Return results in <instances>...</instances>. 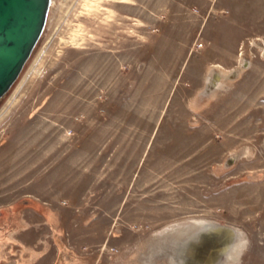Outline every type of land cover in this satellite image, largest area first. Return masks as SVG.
<instances>
[{
	"label": "rangeland",
	"instance_id": "1",
	"mask_svg": "<svg viewBox=\"0 0 264 264\" xmlns=\"http://www.w3.org/2000/svg\"><path fill=\"white\" fill-rule=\"evenodd\" d=\"M0 264H264V0H51L0 96Z\"/></svg>",
	"mask_w": 264,
	"mask_h": 264
},
{
	"label": "water",
	"instance_id": "2",
	"mask_svg": "<svg viewBox=\"0 0 264 264\" xmlns=\"http://www.w3.org/2000/svg\"><path fill=\"white\" fill-rule=\"evenodd\" d=\"M49 4L50 0H0V96L40 36Z\"/></svg>",
	"mask_w": 264,
	"mask_h": 264
},
{
	"label": "bare ground",
	"instance_id": "3",
	"mask_svg": "<svg viewBox=\"0 0 264 264\" xmlns=\"http://www.w3.org/2000/svg\"><path fill=\"white\" fill-rule=\"evenodd\" d=\"M50 5H51V0H50L49 8H50ZM49 8H48V12H47V17H48V13H49ZM46 22H47V18H46ZM44 25H46V23H44ZM202 226H206V225H202ZM198 228H194L193 225H189L186 229L182 228V230L184 229L183 231L189 232V233H191L190 235H195L196 237L198 236L200 230H209L210 231V228H207V227L205 229H199V230H198Z\"/></svg>",
	"mask_w": 264,
	"mask_h": 264
}]
</instances>
